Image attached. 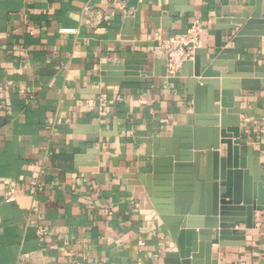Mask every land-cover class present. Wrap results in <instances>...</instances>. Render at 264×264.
Instances as JSON below:
<instances>
[{
  "label": "crops",
  "instance_id": "0c3cea01",
  "mask_svg": "<svg viewBox=\"0 0 264 264\" xmlns=\"http://www.w3.org/2000/svg\"><path fill=\"white\" fill-rule=\"evenodd\" d=\"M256 1L127 0L125 12L108 0H0V264H176L179 243L191 245L184 227L173 237L136 198L177 116L193 111L186 79L163 76L164 42L203 21L193 58L205 65L217 32L225 39ZM242 52L224 61L261 88L232 98L247 110L244 167L232 170L263 209L253 228L213 242L218 264H264V36Z\"/></svg>",
  "mask_w": 264,
  "mask_h": 264
},
{
  "label": "water",
  "instance_id": "95a60500",
  "mask_svg": "<svg viewBox=\"0 0 264 264\" xmlns=\"http://www.w3.org/2000/svg\"><path fill=\"white\" fill-rule=\"evenodd\" d=\"M249 6L227 28L225 39L222 31L217 32L214 54L210 56L213 60L204 65L195 55L175 78H167L166 69L163 73L169 81L186 79L188 93L194 96L193 111L186 119L177 116L174 136L168 141L165 154L154 160L152 171L156 174L148 176L145 189L136 198L143 208H154L161 215L173 237L179 227H184L191 245L186 248L179 243L176 264H218L211 261L213 242H220V236L238 233L233 230L238 223L253 228L255 212L263 209L258 197L257 201L243 193L242 171L232 170L238 165L244 167L237 157L240 147L246 144L241 140L240 114L247 113L232 98L240 96V90L261 87L258 81L255 84L247 80L252 75H244L232 68L233 62L224 61L243 55L244 48H254L264 36V0L250 2ZM229 44H233L232 48ZM216 65H229L228 72L213 70ZM232 78H243L240 88L228 85ZM222 144L226 145V157H221ZM204 192L208 196L205 204Z\"/></svg>",
  "mask_w": 264,
  "mask_h": 264
},
{
  "label": "built area",
  "instance_id": "2783aa9c",
  "mask_svg": "<svg viewBox=\"0 0 264 264\" xmlns=\"http://www.w3.org/2000/svg\"><path fill=\"white\" fill-rule=\"evenodd\" d=\"M144 0H139L143 2ZM109 4L116 10H126L127 0H108ZM204 31V22L194 20L186 32L174 34L164 42L166 50V77L175 78L184 64L193 58L200 44V37ZM7 200H10L9 198ZM236 264H250L247 261H239Z\"/></svg>",
  "mask_w": 264,
  "mask_h": 264
}]
</instances>
